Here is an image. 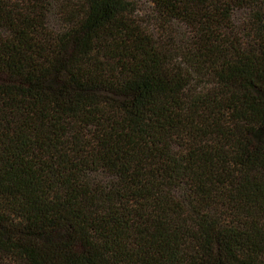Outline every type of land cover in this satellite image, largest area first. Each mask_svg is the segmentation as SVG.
Masks as SVG:
<instances>
[{
    "label": "trees",
    "instance_id": "trees-1",
    "mask_svg": "<svg viewBox=\"0 0 264 264\" xmlns=\"http://www.w3.org/2000/svg\"><path fill=\"white\" fill-rule=\"evenodd\" d=\"M150 1L0 0V264H264V0Z\"/></svg>",
    "mask_w": 264,
    "mask_h": 264
},
{
    "label": "rangeland",
    "instance_id": "rangeland-1",
    "mask_svg": "<svg viewBox=\"0 0 264 264\" xmlns=\"http://www.w3.org/2000/svg\"><path fill=\"white\" fill-rule=\"evenodd\" d=\"M137 4V17L138 20L143 22V25L149 31H158L159 25L155 21L156 13L154 5L150 0H132ZM157 29V30H156ZM177 32H182V30L177 29Z\"/></svg>",
    "mask_w": 264,
    "mask_h": 264
}]
</instances>
